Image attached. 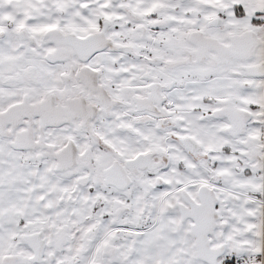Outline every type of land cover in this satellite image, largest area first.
<instances>
[{"label":"snow or ice","instance_id":"snow-or-ice-1","mask_svg":"<svg viewBox=\"0 0 264 264\" xmlns=\"http://www.w3.org/2000/svg\"><path fill=\"white\" fill-rule=\"evenodd\" d=\"M0 264H264V0H0Z\"/></svg>","mask_w":264,"mask_h":264}]
</instances>
